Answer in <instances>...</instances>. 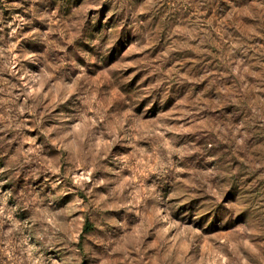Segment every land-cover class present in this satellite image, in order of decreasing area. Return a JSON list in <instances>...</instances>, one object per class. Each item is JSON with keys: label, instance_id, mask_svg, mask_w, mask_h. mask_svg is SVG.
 Listing matches in <instances>:
<instances>
[{"label": "rangeland", "instance_id": "obj_1", "mask_svg": "<svg viewBox=\"0 0 264 264\" xmlns=\"http://www.w3.org/2000/svg\"><path fill=\"white\" fill-rule=\"evenodd\" d=\"M0 264H264V0H0Z\"/></svg>", "mask_w": 264, "mask_h": 264}]
</instances>
